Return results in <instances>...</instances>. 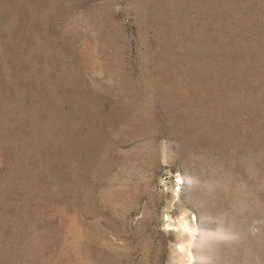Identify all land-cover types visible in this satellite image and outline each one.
<instances>
[{
	"label": "rangeland",
	"instance_id": "374dc122",
	"mask_svg": "<svg viewBox=\"0 0 264 264\" xmlns=\"http://www.w3.org/2000/svg\"><path fill=\"white\" fill-rule=\"evenodd\" d=\"M0 264H264V0H0Z\"/></svg>",
	"mask_w": 264,
	"mask_h": 264
}]
</instances>
